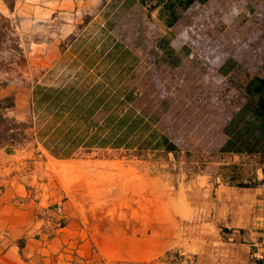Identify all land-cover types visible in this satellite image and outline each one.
<instances>
[{"label": "rangeland", "instance_id": "1", "mask_svg": "<svg viewBox=\"0 0 264 264\" xmlns=\"http://www.w3.org/2000/svg\"><path fill=\"white\" fill-rule=\"evenodd\" d=\"M3 17L0 97L30 126L16 174L50 219L264 173V143L227 150L264 75V0H0ZM15 37L27 64L10 72Z\"/></svg>", "mask_w": 264, "mask_h": 264}, {"label": "crops", "instance_id": "2", "mask_svg": "<svg viewBox=\"0 0 264 264\" xmlns=\"http://www.w3.org/2000/svg\"><path fill=\"white\" fill-rule=\"evenodd\" d=\"M17 154L0 147V264H264L251 256L264 252L263 171L255 186L192 176L174 202L151 185L136 203L88 214L65 205L50 219V203L16 174Z\"/></svg>", "mask_w": 264, "mask_h": 264}, {"label": "trees", "instance_id": "3", "mask_svg": "<svg viewBox=\"0 0 264 264\" xmlns=\"http://www.w3.org/2000/svg\"><path fill=\"white\" fill-rule=\"evenodd\" d=\"M195 1L206 3L208 0H187V4H192ZM10 10L14 11V5H9ZM6 18L0 21V45L6 31L4 25L8 22ZM8 29V27H7ZM14 48L10 72H16L20 68L26 67V58L20 49L18 37L13 39ZM1 56V52H0ZM2 63H0V67ZM246 92L249 96V102L243 108L241 117L247 121L243 125V129L236 136L238 144H231L227 150L235 152H243L244 149H252V143L258 145L264 143V75L262 77H254L246 86ZM17 106L16 97L14 95L1 98L0 97V147L4 148L7 153H15L28 140V130L30 126L28 123L21 122L17 118L12 117L10 112L15 110ZM264 182V181H263ZM259 183L252 184L253 186ZM239 186L247 187L246 184Z\"/></svg>", "mask_w": 264, "mask_h": 264}, {"label": "built area", "instance_id": "4", "mask_svg": "<svg viewBox=\"0 0 264 264\" xmlns=\"http://www.w3.org/2000/svg\"><path fill=\"white\" fill-rule=\"evenodd\" d=\"M186 229L185 227H183V230ZM252 258L255 261H261L264 263V252H261L259 250H256L255 252L252 253Z\"/></svg>", "mask_w": 264, "mask_h": 264}]
</instances>
